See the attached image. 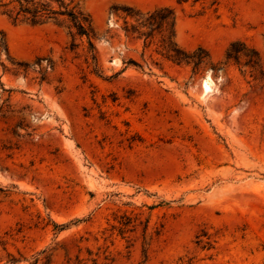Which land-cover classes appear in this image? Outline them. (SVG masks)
<instances>
[{
  "label": "rangeland",
  "instance_id": "rangeland-1",
  "mask_svg": "<svg viewBox=\"0 0 264 264\" xmlns=\"http://www.w3.org/2000/svg\"><path fill=\"white\" fill-rule=\"evenodd\" d=\"M15 5L0 0V264H264V0H73L88 37L64 14L14 22ZM159 8L207 54L197 69L125 30L124 10Z\"/></svg>",
  "mask_w": 264,
  "mask_h": 264
},
{
  "label": "trees",
  "instance_id": "trees-1",
  "mask_svg": "<svg viewBox=\"0 0 264 264\" xmlns=\"http://www.w3.org/2000/svg\"><path fill=\"white\" fill-rule=\"evenodd\" d=\"M63 7L62 10H54L48 6V4L40 2L38 0H11L16 3L11 8L1 10L2 13L8 15L14 22L25 20L31 24H42L55 14L67 15L71 21L72 27L75 28V33L79 36H89V22L86 16L75 9V5L68 8V5L73 2L69 0L67 4H64L62 0H56ZM184 1V0H180ZM198 1V0H194ZM126 11L127 16L134 15L135 24H126L125 30L127 32H138L140 36H144L145 39L152 38L155 33L161 34V50L163 55L176 62L192 63L193 68L197 69L200 64L204 62L207 54L200 48L189 53L180 49L173 40L174 37V16L172 11L168 8H159L147 13L135 12L131 14L132 10ZM126 22V21H125ZM162 32H165L163 34ZM237 47V43H231L226 52V58H233L237 60L240 55L247 57V63L254 67L259 56L255 50L245 48V45L240 44ZM89 45L92 47L91 42Z\"/></svg>",
  "mask_w": 264,
  "mask_h": 264
},
{
  "label": "bare ground",
  "instance_id": "bare-ground-1",
  "mask_svg": "<svg viewBox=\"0 0 264 264\" xmlns=\"http://www.w3.org/2000/svg\"><path fill=\"white\" fill-rule=\"evenodd\" d=\"M210 77L209 75H205L202 78L201 85H202V93H208L210 91Z\"/></svg>",
  "mask_w": 264,
  "mask_h": 264
}]
</instances>
